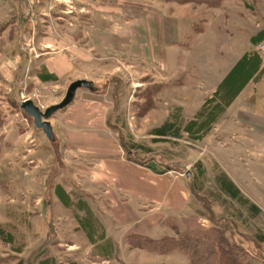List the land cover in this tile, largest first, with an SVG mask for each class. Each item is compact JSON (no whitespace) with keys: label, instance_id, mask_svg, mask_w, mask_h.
<instances>
[{"label":"rangeland","instance_id":"obj_1","mask_svg":"<svg viewBox=\"0 0 264 264\" xmlns=\"http://www.w3.org/2000/svg\"><path fill=\"white\" fill-rule=\"evenodd\" d=\"M22 1L25 9L22 21L35 17V27L40 26L42 35L53 32L54 40L48 51H71L74 68L70 78L61 83L50 86L36 83L31 78L32 71L22 66L32 58L38 61L45 48H38L36 40L25 39L22 51L26 57H21V64L14 71L0 75V228L5 233L0 236V264H189L183 253L161 251V245L148 244L146 236L128 235L123 229L110 233L115 237V245L108 248L101 236L110 218L107 215L102 218L96 212L102 193L88 183L82 169L75 167L77 160L83 163L92 158L88 153L72 151L59 124L70 106L51 117L50 125L52 119L58 124L51 126L52 142L20 108L22 101L29 99L44 112L59 104L68 86L77 80L95 81L101 86L96 90V99L102 101L103 111L108 115L106 137L109 143L121 145L125 158L155 163L160 172L189 171L198 157L212 163L219 160L218 153L211 151L218 141L226 149L220 153L224 159L220 158L221 164L236 172L239 179L242 171L249 172V176L251 173L256 194L261 196L259 215L249 224L241 225L230 217L221 222L220 215L210 210L216 227L224 234L227 243L224 250L232 264H264V126L259 132L261 136L248 138L247 151L239 148L241 137L218 136L220 130L208 139L203 137L204 146L191 136L169 143L152 137L161 124V99L184 97L183 93L177 94L176 84L169 92L161 51L155 48L161 47L162 21L167 14H186L191 19L196 16L195 32L204 27L205 18L209 17L216 27L211 46L217 49L214 60L218 62L234 59L247 34L253 33L254 49L246 58L254 55L256 65L242 64L234 70L226 88L236 90V84L246 82L247 69L258 68L255 77L259 72L262 75L257 82L264 80V62L257 52V47L264 45V0H220L214 8L178 6L168 0ZM31 26L34 29V23ZM0 28L3 30L2 25ZM82 95L87 96V90H78L74 101ZM190 96L194 98L192 90ZM249 97L245 99L253 102ZM247 106L252 110L251 104ZM252 189L251 186L249 192L253 194ZM44 210L48 211V217ZM44 218L50 221L48 228L44 226L47 223ZM188 231L193 230L175 228L170 236L180 239Z\"/></svg>","mask_w":264,"mask_h":264},{"label":"crops","instance_id":"obj_2","mask_svg":"<svg viewBox=\"0 0 264 264\" xmlns=\"http://www.w3.org/2000/svg\"><path fill=\"white\" fill-rule=\"evenodd\" d=\"M18 1L0 0V25L3 29L0 30V75L6 76V72L14 71L21 64V57H26L22 51V41L32 39L36 40L38 48L42 46L45 49L38 61L32 58L22 66L28 72L32 71L31 78L42 86L61 83L70 78L74 68L71 51H48L54 40L53 32L46 31L42 35L40 26L35 27V17L24 23L23 1ZM167 16L162 21L161 47L156 45L155 48L161 51V66L163 72L168 74L169 92L173 91L172 87L176 84L177 94L183 93L184 97L161 99V124L156 127L152 137L169 143L180 142V137L191 136L203 145V137L208 139L220 130L218 136L241 137L238 140L239 148L249 150L248 138L261 136L259 132L264 126V80L256 84L252 82L258 72V68H253L247 69L246 79L249 82L246 83V80L243 84H236V90L233 88L228 91L226 83L240 65L255 67L254 55L246 58L254 49L253 33L247 32V40L240 46L234 59L231 57L227 62H218L214 60L217 49L211 46L216 27L209 17V20L205 18L207 22L204 21V27L195 32L193 19L196 16L192 19L186 14ZM31 22L34 23V29ZM91 83L93 86L87 90L88 95L78 97L63 113L64 121L62 123L59 120V124L72 145V151L88 153L94 160H85L83 163L77 160L75 167L82 169L88 183L102 193L96 212L102 218L106 215L110 218L109 226L103 227L101 236L108 248L115 245V237L110 233L120 232L121 229L128 235L139 234L155 240L171 237L175 228L208 229L216 225L210 208L220 215L221 222H226L230 217L236 224L240 221L241 225H247L256 217L262 205L261 196L256 194L255 180L250 179L251 173L249 176V172L243 171L239 179L236 172L228 170L225 163L219 162L221 159L224 161L220 153L226 149L218 141L211 151L218 153L219 160L212 163L200 155L202 158H196L194 167L189 171L171 169L160 172L155 163L143 164L134 161L131 156L130 159L125 158L120 144L108 142V115L103 111L102 101L96 99L101 86L95 81ZM191 90L194 98L190 96ZM234 95L237 96L233 98ZM248 96L253 102L245 99ZM250 104L252 110L248 109L247 105ZM212 120L216 122L208 123ZM51 126H58L54 119ZM158 130L163 132L158 133ZM243 184H247L246 187ZM251 186L253 194L249 192ZM44 213L48 217V211L44 210ZM43 220H46L44 226L48 228L49 219ZM101 221L104 224V219Z\"/></svg>","mask_w":264,"mask_h":264},{"label":"trees","instance_id":"obj_3","mask_svg":"<svg viewBox=\"0 0 264 264\" xmlns=\"http://www.w3.org/2000/svg\"><path fill=\"white\" fill-rule=\"evenodd\" d=\"M178 5L194 4L196 6L203 5L206 7L214 8L218 5L220 0H168ZM262 73L259 72L254 81L257 82ZM236 95L233 96V98ZM163 132L158 130V133ZM202 138V137H199ZM230 194H232L230 192ZM4 231L0 228V236H4ZM8 237V236H7ZM148 244L160 246L161 251H179L183 253L189 264H232L229 256L225 253L223 232L212 225L205 230H193L185 232L180 236V239H172V237H163L160 239L144 238ZM142 246V245H141ZM235 264V263H234Z\"/></svg>","mask_w":264,"mask_h":264},{"label":"water","instance_id":"obj_4","mask_svg":"<svg viewBox=\"0 0 264 264\" xmlns=\"http://www.w3.org/2000/svg\"><path fill=\"white\" fill-rule=\"evenodd\" d=\"M92 83L86 80H77L72 82L65 93L62 101L57 104L48 107L44 112H42L38 107H36L32 101L26 99L22 101L20 108L24 111V113L33 120V124L37 130L42 131L45 137L49 141H53L54 136L52 133L50 119L56 114L58 111L65 109L70 106L76 96V92L80 89L91 90Z\"/></svg>","mask_w":264,"mask_h":264},{"label":"built area","instance_id":"obj_5","mask_svg":"<svg viewBox=\"0 0 264 264\" xmlns=\"http://www.w3.org/2000/svg\"><path fill=\"white\" fill-rule=\"evenodd\" d=\"M257 52H258L259 56L261 57V60L264 62V45H259L257 47Z\"/></svg>","mask_w":264,"mask_h":264}]
</instances>
